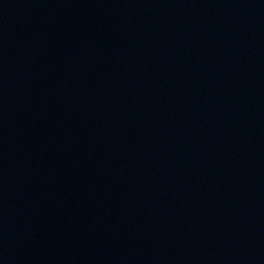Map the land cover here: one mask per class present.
Here are the masks:
<instances>
[{"label":"water","instance_id":"water-1","mask_svg":"<svg viewBox=\"0 0 264 264\" xmlns=\"http://www.w3.org/2000/svg\"><path fill=\"white\" fill-rule=\"evenodd\" d=\"M0 264H264V0H0Z\"/></svg>","mask_w":264,"mask_h":264}]
</instances>
